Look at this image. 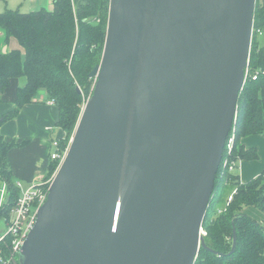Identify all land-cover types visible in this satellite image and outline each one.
Instances as JSON below:
<instances>
[{
  "label": "water",
  "instance_id": "obj_1",
  "mask_svg": "<svg viewBox=\"0 0 264 264\" xmlns=\"http://www.w3.org/2000/svg\"><path fill=\"white\" fill-rule=\"evenodd\" d=\"M256 7L110 1L92 96L15 264H195L210 250L201 229L237 119ZM236 248L234 232L229 255Z\"/></svg>",
  "mask_w": 264,
  "mask_h": 264
},
{
  "label": "trees",
  "instance_id": "obj_2",
  "mask_svg": "<svg viewBox=\"0 0 264 264\" xmlns=\"http://www.w3.org/2000/svg\"><path fill=\"white\" fill-rule=\"evenodd\" d=\"M110 1L56 0L53 11L6 10L0 13V34L4 37L0 45V103L13 79H27L26 86L17 91L14 110L0 119V127L14 119L24 106L34 103L38 92L45 91L48 100L57 107V127L64 134L57 141L59 153L67 150L83 111L84 96L90 98L93 93L95 80L90 78V73L102 60ZM254 19L251 76L240 94L233 128V159L245 161L257 160L259 155L255 148L246 149L243 139L264 133V45H260L264 37V0H257ZM257 30L262 32L261 36ZM11 39L21 48L4 53L3 46ZM257 74V79L253 80ZM11 148L13 144L6 143L0 136V184L4 183L9 193L8 202L0 207V220L9 218L20 197L8 162ZM52 154L48 178L59 167V160H53ZM234 191L236 194L228 203ZM246 207H255L264 213V174L242 184L239 174L224 172L221 167L203 223L207 232L205 242L210 250L201 249L195 264H264V225L244 213ZM234 232L237 248L229 255Z\"/></svg>",
  "mask_w": 264,
  "mask_h": 264
},
{
  "label": "crops",
  "instance_id": "obj_3",
  "mask_svg": "<svg viewBox=\"0 0 264 264\" xmlns=\"http://www.w3.org/2000/svg\"><path fill=\"white\" fill-rule=\"evenodd\" d=\"M56 0H0V13L6 10H19L22 13L53 11ZM86 3L87 0H80ZM14 39L3 46L6 52L20 49ZM23 51V49H22ZM5 52V53H6ZM27 84L26 78H16L11 81L9 88L2 94L0 103V119L15 108V100L19 88ZM58 110L50 105L45 91L37 93L35 102L24 106L19 114L0 127V136L6 143L13 144L7 154L8 162L13 172L15 182L21 183L20 196L33 185L48 186L51 178L47 177L50 165V154L54 152L53 144L64 134L57 127ZM246 149L255 148L258 159L240 162L239 172L242 184L264 174V133L246 137L242 141ZM244 213L264 225V213L255 207H246Z\"/></svg>",
  "mask_w": 264,
  "mask_h": 264
},
{
  "label": "built area",
  "instance_id": "obj_4",
  "mask_svg": "<svg viewBox=\"0 0 264 264\" xmlns=\"http://www.w3.org/2000/svg\"><path fill=\"white\" fill-rule=\"evenodd\" d=\"M255 24V23H254ZM255 25L252 31V43L255 34ZM259 36L262 35L261 31L257 30ZM251 76L250 72V59L245 70V81L246 84L248 78ZM257 75L252 77L253 80L257 79ZM50 104H54L51 102ZM235 140V130L233 129L230 134L225 151L223 154V159L220 165L224 172L228 171L229 173L239 172L241 159H233V148ZM53 147L55 151L52 154L53 160H59V167L64 161V158L67 154V150L63 153H59L58 142H54ZM58 167V169H59ZM220 170V169H219ZM52 182V181H51ZM17 187L21 189V183H16ZM51 183L46 187L44 185H33L29 190L25 191L17 200L14 208L12 209L9 218L3 217L1 220H4L6 226V232L0 235V264H15V261L19 259V253L29 235L33 229L36 220L38 210L45 204L49 194V188ZM8 194V195H7ZM236 194V191L229 197L228 203L233 200V196ZM9 199V193L7 186L4 183L0 185V207L4 206ZM223 211L220 210V213ZM201 235L205 238L207 232L202 227ZM199 255V254H198Z\"/></svg>",
  "mask_w": 264,
  "mask_h": 264
},
{
  "label": "rangeland",
  "instance_id": "obj_5",
  "mask_svg": "<svg viewBox=\"0 0 264 264\" xmlns=\"http://www.w3.org/2000/svg\"><path fill=\"white\" fill-rule=\"evenodd\" d=\"M98 21V20H97ZM3 41H4V37H3V35H1L0 34V45H2L3 44ZM260 45H264V37H262L261 38V40H260ZM94 84V83H93ZM93 88V87H92ZM80 90H81V88H80ZM88 99L89 98H87V97H85L84 96V103H83V108L85 107V104H86V102L88 101ZM51 102H53V101H49V104L51 103ZM50 105H52V104H50ZM53 105H55V104H53ZM73 136V135H72ZM71 139H72V137H71ZM71 139H70V142H71ZM70 142H69V144H68V148H67V151H68V149H69V146H70ZM219 173V172H218ZM1 185V184H0ZM235 192V191H234ZM233 192V193H234ZM232 193V194H233ZM8 195V194H7ZM6 226H5V222H4V220H0V235H2V234H4L5 232H6Z\"/></svg>",
  "mask_w": 264,
  "mask_h": 264
}]
</instances>
